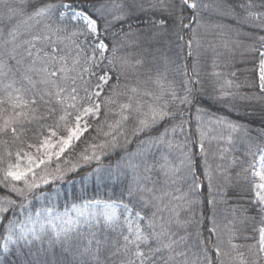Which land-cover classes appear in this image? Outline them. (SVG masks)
Returning a JSON list of instances; mask_svg holds the SVG:
<instances>
[{
  "label": "snow or ice",
  "instance_id": "6c2138e0",
  "mask_svg": "<svg viewBox=\"0 0 264 264\" xmlns=\"http://www.w3.org/2000/svg\"><path fill=\"white\" fill-rule=\"evenodd\" d=\"M202 7L207 5H201L199 0H155L147 9L143 3L125 0H0V137L35 149L33 154L18 148L14 154L16 163L0 169V185L19 197V201L0 200V252L14 253L18 258L16 264H264V133L256 141L245 125L221 116L212 119L210 113L199 107V139H193L185 127L189 124L183 118L185 110L195 105L197 96L204 91L198 39L199 30L204 27L199 16ZM239 7L252 9L254 5ZM134 9L152 13L147 32L143 33L145 42L151 46L167 38L172 56L158 48L149 53L151 60L144 54H122L127 44H138L142 34L128 23ZM262 17V12L247 11L238 23L259 21L251 26L264 32ZM133 37L136 39L131 40ZM257 39L264 47V36ZM193 44L196 57L189 71V65L180 61L193 57ZM185 49L186 56L182 57ZM259 57L258 84L252 86L261 95L253 93L241 99H264V51H259ZM173 64L183 77L180 87L168 79L169 66ZM122 76L125 80L134 77V84H121ZM149 84L155 85V89L147 87ZM240 87L231 79L217 81L212 98L217 102L234 100L238 93L231 89ZM117 106L119 112L115 114L119 119L110 127L125 135L127 143L128 133L123 126L131 122V136L139 141L137 149L114 165H105L102 157L107 153L103 149L109 143H102L98 146L99 155L93 145L92 153L81 154L80 160L84 165L96 162L93 173L101 183H119L120 197L82 199L63 212L55 205L33 211L29 198L44 196L42 192L34 196L36 190L65 180L80 167L71 164L61 168L57 163L48 171L53 158L59 161L73 147V141L89 129L90 125L82 124V119L89 115L98 117L102 109L107 114ZM69 109L76 113L73 127L67 126L72 116ZM206 116L227 133L220 138L229 144L235 142L233 134H243L242 155L251 160L246 167L244 161H239L241 168L235 180L248 185L250 199L246 201L248 207L237 210L242 214L256 213L244 216L241 224L259 217L253 235L244 237L252 240L251 244L233 243L238 231L236 221L229 222L232 227L225 242L215 221L214 190L221 180L225 186H231L233 177L220 165L213 168L208 162L206 134L202 130ZM53 118L54 127L44 124ZM61 122L67 135L54 144L52 138L57 136ZM33 125L39 126L35 134L43 136L38 144L26 141ZM45 127L48 135H43ZM141 136L145 138L140 139ZM110 144L113 148L118 146L115 136ZM0 145L4 146L0 154L2 163L5 156L12 157L13 153L8 148L9 139H0ZM195 146L198 152L193 151ZM197 157L203 158L202 163ZM22 160H26L24 167ZM68 163L66 160L65 164ZM231 163L237 164V158L233 157ZM37 169H41L39 176ZM16 182H23V187ZM205 186L207 196L203 192ZM205 202L213 208L212 217L203 210ZM205 220H210L211 227H207ZM190 228L196 229L194 234L188 231ZM193 235L194 246L199 249L194 258L189 256Z\"/></svg>",
  "mask_w": 264,
  "mask_h": 264
},
{
  "label": "trees",
  "instance_id": "16d2710c",
  "mask_svg": "<svg viewBox=\"0 0 264 264\" xmlns=\"http://www.w3.org/2000/svg\"><path fill=\"white\" fill-rule=\"evenodd\" d=\"M80 2V0H77ZM120 2V0H117ZM126 3L137 2L143 3L144 8H148L149 3H154L155 0H125ZM253 4L252 9H241L239 5ZM207 5L206 8L202 7L199 13L200 19L204 25L201 27L198 34V39L201 41V47L199 49L200 53V77L202 80L204 91L197 96V103L191 108L185 110L184 119L189 121V124L185 127L188 132L192 134L193 139H199V132L197 131L196 122V108H203L208 113L211 114L212 119L216 116L225 117L230 121L238 124L245 125L250 129L249 135L256 141H259L260 134L264 133V99H257L255 97L251 99H241L242 96H252L253 93L256 95H261L256 87L252 85L258 84V70L257 65L259 61V51H264V47L261 46L257 37L264 36V32L252 27L251 25L259 23V21L250 20L246 24L238 23V20H242L247 11H255L264 13V0H223V4H201ZM235 10L234 12L232 10ZM132 19L128 22L133 25L134 28H139L141 30V36L139 37L138 44L129 43L123 49L122 54H144L148 60H151L150 52L154 49H160L163 52H167L169 56L173 53L168 51L169 45L167 44V38L160 39L159 43L153 42L151 46L145 42V36L143 33L147 32L148 21L152 16L150 11H139L134 9ZM187 15V13H186ZM264 19V17H262ZM187 22V21H186ZM195 27V25H193ZM125 31H127V25L124 26ZM27 38V37H24ZM188 38L187 36L185 37ZM135 40L136 38H130ZM174 49V45L171 46ZM186 49L181 53V56H186ZM196 57V45L193 44V57L182 60L180 62H186L189 65V71H191V64ZM215 63V67L213 64ZM170 71L168 79L174 81L177 87H180V81L183 77L175 71L176 65H170ZM144 69H140L143 72ZM218 72L221 75L216 77L212 73ZM235 72L236 75L232 76L231 73ZM85 75V79H87ZM140 79L143 80L144 77L141 75ZM225 79H231L236 84L241 87L239 90L232 88L231 91L237 92L238 95L234 100L217 102L212 97L216 94L213 91L214 85L217 81L222 83ZM135 78L130 77L128 80L122 76L120 83H129L130 86L134 84ZM93 79L92 84H95ZM112 83H116L115 80ZM147 87L155 89V85L149 84ZM201 87L197 85V88ZM94 90V89H90ZM83 96V91L80 92ZM103 96V94H102ZM102 98V97H101ZM225 104H229L225 107ZM87 106V103H85ZM79 108L80 105L78 104ZM72 112V116L69 118L68 127L74 126L75 110L69 109ZM119 112L118 106L112 111L105 114V110H101V114L98 117H93L91 115L85 117V120L90 125L87 132H85L82 137L73 144V147L63 154V157L59 159L58 162L61 163V168L70 167L71 164H80V167L75 171L71 172L65 178V182H70V190L66 188L64 190L65 194L71 192L73 198L77 199H104L107 200L109 197L112 199H118L120 197L121 187L120 184L115 180L105 181L101 183L96 179L93 169L97 167L95 161L90 165H84L80 160L81 154L90 155L93 151L91 146H97L96 152L99 155L101 149L99 145L102 143H109V147L103 149L107 153L106 157H102V161L105 165L115 164L121 157H124L126 153L134 152L139 141L131 136V129L133 124L131 122L124 124L123 131L128 133L127 143L125 142V135L121 134L110 125L115 124L119 119V115L115 114ZM47 126L55 125V118L48 119L44 121ZM38 125L32 126V131L29 132L26 138L27 143L38 144L43 136H37L35 130ZM162 131L163 129H159ZM202 130L206 134L205 148L208 150V162L213 168L217 165L223 167L227 173H230L233 177L232 185L225 186L223 180L219 182V186L215 188L213 193V199L215 203V221L219 226L222 238L225 242L229 236V229L232 227L230 221H236V228L238 229L236 233V238L233 239V243L236 244H251L252 240L244 239L245 236L253 235L252 229L259 226V217L256 221L248 220L246 224L239 223L244 216H256L255 212L241 213L238 208H246L249 205L246 203L250 199L248 192V185L244 183L237 184L235 180L236 173L240 171L241 164L239 161H244L243 166L246 167L247 163L250 162L251 157H245L242 153L245 151V142L243 140V134H233L234 143L229 144L226 139H221V135H227L223 132L220 126L210 123L209 118L204 117V123ZM57 136L52 139H59L61 136H66L65 126L63 122L60 124V128L56 129ZM109 133V135H105ZM154 135L155 133H149ZM43 135H48L47 127L44 128ZM112 136L116 137L118 146L111 147L110 141ZM215 137V138H214ZM141 136L140 139H144ZM179 139H183V136H178ZM0 139H9L8 148L12 151L13 156L7 157L2 163H0V169L6 168L8 163H16L15 152L18 148L23 147L25 152H34L35 149H29L26 144L18 145L12 144L9 137H0ZM254 150V149H253ZM194 152H198L197 146L193 147ZM4 146L0 145V154H3ZM223 156V158H221ZM233 157H236L238 163L233 165L231 163ZM202 157H197L199 163H202ZM69 161L65 164V161ZM53 166V163L51 164ZM56 166H53L50 171H52ZM93 173L92 175H89ZM81 179V183L71 182V180ZM59 182V181H56ZM18 187H23V183L16 182ZM206 184V182H205ZM48 188V187H47ZM51 188V185H50ZM84 189V191H83ZM204 195H208V189L205 186L203 189ZM225 193L220 195L218 193ZM0 198H10L19 201L17 194L11 192L9 188L0 185ZM33 197H30L31 199ZM203 210L207 213L208 217H212L213 208L206 202L203 205ZM199 213L200 209H196ZM187 215V214H186ZM207 227H211L210 220H205ZM189 232L195 233V228L188 229ZM201 231L207 236V231L202 227ZM195 236L193 235L192 240L189 241V256L194 258L195 253H198L199 249L195 247ZM242 251L244 249H241ZM21 259L23 257H20ZM17 256L13 254H6L4 259L0 261V264H16Z\"/></svg>",
  "mask_w": 264,
  "mask_h": 264
},
{
  "label": "rangeland",
  "instance_id": "374dc122",
  "mask_svg": "<svg viewBox=\"0 0 264 264\" xmlns=\"http://www.w3.org/2000/svg\"><path fill=\"white\" fill-rule=\"evenodd\" d=\"M207 2H209V4H223V0H199L200 4H207ZM137 4H139V3H137ZM165 40H166V38H164V41ZM84 122H87L85 120V117L82 119L81 123L83 124ZM56 140L57 139H52L54 144H55ZM77 141L78 140H74L73 144ZM54 150H57V149H54ZM31 153L35 154V151L31 152ZM62 157H63V155L60 157V159ZM64 161H66V160H64ZM52 163H53V166H56L57 163H59L61 166L62 162H58L56 160V158H53L51 164ZM51 164L48 166V171H50V169L53 167ZM25 165H26V160H22L21 161V167H24ZM36 171H37V175L39 176L41 174V169H37ZM29 179H31V177H29ZM71 182L72 183L73 182L81 183V179L71 180ZM21 183H23V182H21ZM50 185H51V188H50ZM66 188H69V190H70V182L66 183L64 180L59 181V182H55V183H50L49 185H42L40 189H38L34 192V196H40V194L42 192L44 194L43 198H41V199L31 198L29 207L32 208L33 211L35 209L42 208V207H51L52 205H55L56 209L60 212H63L65 210V208L71 209V206L73 203L79 204L82 199L76 200L75 198H73L71 192H68V194H65L64 190ZM83 191H84V189H83ZM0 200H3V199L0 198ZM5 255L6 254H3L2 252H0V261L2 259H4Z\"/></svg>",
  "mask_w": 264,
  "mask_h": 264
}]
</instances>
